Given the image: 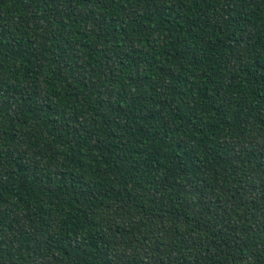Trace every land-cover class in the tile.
<instances>
[{
  "label": "trees",
  "instance_id": "16d2710c",
  "mask_svg": "<svg viewBox=\"0 0 264 264\" xmlns=\"http://www.w3.org/2000/svg\"><path fill=\"white\" fill-rule=\"evenodd\" d=\"M0 264H264V0H0Z\"/></svg>",
  "mask_w": 264,
  "mask_h": 264
}]
</instances>
